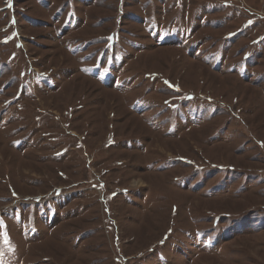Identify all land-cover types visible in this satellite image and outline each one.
<instances>
[{"label":"rangeland","instance_id":"1","mask_svg":"<svg viewBox=\"0 0 264 264\" xmlns=\"http://www.w3.org/2000/svg\"><path fill=\"white\" fill-rule=\"evenodd\" d=\"M0 264H264V0H0Z\"/></svg>","mask_w":264,"mask_h":264}]
</instances>
